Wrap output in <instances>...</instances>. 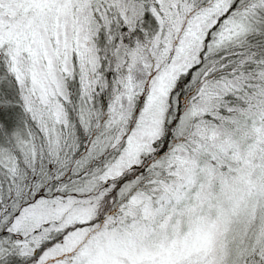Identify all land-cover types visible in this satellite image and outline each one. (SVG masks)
Instances as JSON below:
<instances>
[{"label": "snow or ice", "instance_id": "snow-or-ice-1", "mask_svg": "<svg viewBox=\"0 0 264 264\" xmlns=\"http://www.w3.org/2000/svg\"><path fill=\"white\" fill-rule=\"evenodd\" d=\"M0 264H264V0H0Z\"/></svg>", "mask_w": 264, "mask_h": 264}]
</instances>
